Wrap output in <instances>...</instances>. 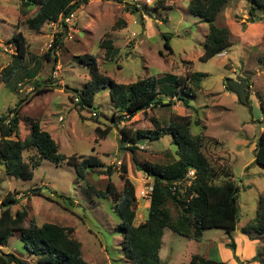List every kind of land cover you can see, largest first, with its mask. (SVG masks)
Here are the masks:
<instances>
[{
  "label": "rangeland",
  "instance_id": "rangeland-1",
  "mask_svg": "<svg viewBox=\"0 0 264 264\" xmlns=\"http://www.w3.org/2000/svg\"><path fill=\"white\" fill-rule=\"evenodd\" d=\"M192 1L164 0L159 5L158 0H90L76 11L73 38L62 41L51 53V59H47L52 28L45 24L40 31H35L27 24L38 6L26 8L22 7L21 0H0V39L8 42L21 31L30 44L22 66L8 81L4 80L5 68L14 64L17 52L0 48V115L10 113L21 99L32 101L23 104L18 137L14 138L25 140L31 134V121H38L66 157L96 156L103 162L102 167L89 169L82 179L66 160L56 164L40 159L36 149L25 150L24 160L40 161L34 177L24 180L8 175L5 165L0 164V204L8 192H18L21 201L12 211L28 209L25 226L34 220L39 225L54 223L72 228L71 236L81 242L83 258L89 264H133L122 249L121 219L114 211L113 200L97 196L90 185L105 190L109 166L117 191L123 190V175L129 177L136 188L135 223L139 224L148 216L154 180L138 169L137 162L166 164L177 157L171 135L157 140L142 138L135 152L131 151L128 149L131 145L120 139V129L124 126L133 132L153 130L154 119L164 124L173 113L191 114L195 122L199 121L191 126L192 133L205 136L203 151L216 172L215 182L231 177L240 187L239 226H245L257 216L260 199L264 200V165L252 162L255 154L251 148L264 126L258 98L264 94V11L256 9V16L261 17L251 22V4L247 0H230L218 14L217 23L230 28L234 45L203 61L209 25L189 13ZM135 5L140 8L139 12L133 11ZM164 33L172 35V50L165 47ZM105 39L112 40L119 48L116 55L110 53L106 57V49L101 47ZM83 56H94L99 71L119 83L157 77L165 99L170 97L163 89L166 85L170 84L169 93L176 90L171 86L175 81L172 76L184 77L189 71L204 72L208 76L202 79L201 89L191 99V108L176 99L171 106H158L125 117L124 110L117 109L112 102L108 86L95 95L93 108L82 110L74 103L78 96L75 90L84 89L91 79V65L81 60ZM243 80L249 85L247 89L241 85ZM18 83L21 84L17 86ZM229 83L235 88L239 85V93L226 89ZM38 88L48 90L40 96L36 93ZM181 89L178 91L183 96ZM97 126L102 131L110 127L111 131L104 138L96 131ZM241 140L251 143L247 146ZM38 187L43 189L32 190ZM181 187L185 189L183 184ZM168 208L176 217L177 207L169 202ZM226 235L229 234L225 228H206L200 240H195L167 228L160 248L162 264L186 263L194 254L207 251L213 240ZM0 248L22 258L28 255L20 233L13 234L7 246L0 244ZM219 262L220 258L215 259V264ZM27 264H39L38 257L29 254Z\"/></svg>",
  "mask_w": 264,
  "mask_h": 264
},
{
  "label": "trees",
  "instance_id": "trees-1",
  "mask_svg": "<svg viewBox=\"0 0 264 264\" xmlns=\"http://www.w3.org/2000/svg\"><path fill=\"white\" fill-rule=\"evenodd\" d=\"M90 0H21L22 7L38 6L34 16L27 19L30 29L40 31L42 27L50 22L58 21L62 16H68L79 10ZM164 0H158L162 4ZM230 0H193L189 7V13L200 17L209 25V32L205 37L203 61H208L220 53L229 50L234 45L233 34L227 25L217 23L218 14ZM251 7L249 14L251 22H255L256 9L264 11V0H247ZM133 11L139 12L140 8L135 5ZM54 38L52 45L45 57L51 59V53L55 51L62 40L59 36ZM165 47L172 50L170 41L171 34H163ZM8 43L15 44L17 53L14 64L5 69V81L12 75L25 60L30 44L21 31L13 35ZM101 47L106 49V57L110 53L115 55L120 51L112 40L105 39ZM1 48V47H0ZM83 62L89 63L91 79L82 90L76 89L75 95L80 98L82 110L94 107L95 95L103 88L109 87L110 97L117 109H123L125 117H133L140 112H146L158 106H171L176 99L191 108L190 101L196 97V91L202 87V79L208 74L200 71H189L184 77L172 76L175 81L176 90H171L166 85L163 89L170 97L162 98L159 85L161 80L155 76H148L128 84L116 82L108 75L99 71L97 60L94 56L82 57ZM227 80H232L227 78ZM233 81V80H232ZM230 82V81H229ZM247 89L248 84L241 82ZM181 87L183 96L178 88ZM239 85L233 87L229 83L226 89L239 93ZM48 89L38 88L37 95H42ZM239 96V95H238ZM260 108L264 114V94L258 96ZM31 98L21 99L10 113L0 115V164L5 165L6 173L24 180L34 177L35 167L40 161L32 158L27 162L24 160L23 152L28 149H36L40 159H48L56 164L67 161L75 167L77 175L85 179L89 169L103 166V162L96 156L85 157L71 155L66 157L60 153L59 145L51 136L49 131L42 128L38 121H31V134L22 140L18 137L20 112L25 102ZM239 101H242L240 96ZM73 100V97H72ZM199 124L192 119L191 114L180 115L173 113L168 122L161 124L154 119L155 129L137 130L133 132L126 126L120 129L121 140L131 145V151L135 152L137 144L142 138L157 140L165 135H171L173 143L176 144L177 157L166 164L144 162L138 163V169L145 171L153 178L152 192L150 197L149 213L143 222L136 224V188L133 181L123 175L124 187L121 192L116 190V185L111 179V166L106 170L108 183L105 190H98L90 185V190L102 198H111L113 208L121 222L119 229L122 232V249L125 256L133 264H162L160 248L162 246L165 230L171 229L179 234L200 240L202 232L206 228H225L229 234L230 241L227 246L235 253L236 244L232 233L239 223V194L240 187L231 177L222 182H215L216 172L211 161L203 151L205 136L203 133L193 134L191 126ZM97 132H101L105 138L111 128L101 130L97 126ZM255 164L264 165V129L260 132L255 149ZM195 170V178L191 186H186L182 191L173 192L174 183H184L187 172ZM38 187L33 191H41ZM18 192H8L0 204V244L7 246L9 238L20 233L28 253L38 257L39 264H89L83 258L82 244L71 234L72 228H65L59 224L44 223L37 224L34 220L28 226L24 225L29 211L27 208L12 211V207L20 203L21 198L17 197ZM169 202L177 209V216L174 217L168 208ZM251 239L264 238V200L260 199L257 216L248 222L241 229ZM235 258L239 264L258 262L264 264V245L257 249V254L249 261H242L236 254ZM0 264H27V261L13 252H5L0 249ZM183 264H215V260L194 254L191 259Z\"/></svg>",
  "mask_w": 264,
  "mask_h": 264
},
{
  "label": "crops",
  "instance_id": "crops-1",
  "mask_svg": "<svg viewBox=\"0 0 264 264\" xmlns=\"http://www.w3.org/2000/svg\"><path fill=\"white\" fill-rule=\"evenodd\" d=\"M19 84H21V83H18L17 86H19ZM29 89L32 90L33 88H29ZM28 91H30V90H28ZM235 98H236V96H235ZM263 129H264V126H262L260 128V132ZM240 142L244 143L247 146L251 143V142H249V140H241ZM256 146H257V140H256L255 144L251 147L254 150V154H255ZM254 160H255V157L253 158L252 162H254ZM243 226H239V223H238L236 230L233 231V233H232L233 238L235 239V243H236V252L235 253H233V251H231V249L226 246V244L230 241L228 235H226L223 239L213 240L212 244H209L208 250L207 251L204 250V252L202 253V256L207 257V258H211L213 260L220 258L221 263L219 262L217 264H239L235 259V254L238 255L239 258L243 261L251 260L256 255L257 248L259 246L264 245V238L251 239L248 235L242 233L241 229ZM0 249L3 250L2 248H0ZM21 255H23V254H21ZM23 258L26 259V261H27V259H29V253L27 256L23 255ZM161 260H162V258H161ZM248 264H259V263L258 262H252V263H248Z\"/></svg>",
  "mask_w": 264,
  "mask_h": 264
},
{
  "label": "built area",
  "instance_id": "built-area-1",
  "mask_svg": "<svg viewBox=\"0 0 264 264\" xmlns=\"http://www.w3.org/2000/svg\"><path fill=\"white\" fill-rule=\"evenodd\" d=\"M151 0H147V2H150ZM50 27L52 28V32H51V43L50 46L52 45L54 38L59 34H61L59 36L60 40L65 41V40H69L73 38V32L74 29L76 27V12L71 13L68 16H62L58 21H53L50 22ZM4 42H6V44H4ZM0 47L4 48V50L8 51H12V53H15V49L17 52V47L15 44H10L7 41H3L0 39ZM57 76V72H55V77ZM74 103L78 104L80 103V98L79 96L75 97L74 99ZM91 114L93 116H97V112L92 111ZM116 163L121 164L122 162L120 160H116ZM195 178V170L194 169H190L187 172V175L185 177V182L184 183H174L172 186V190L174 193H176L177 191H182V188H180V184H183L185 187L186 186H191L193 179ZM151 192H152V188H151Z\"/></svg>",
  "mask_w": 264,
  "mask_h": 264
},
{
  "label": "water",
  "instance_id": "water-1",
  "mask_svg": "<svg viewBox=\"0 0 264 264\" xmlns=\"http://www.w3.org/2000/svg\"><path fill=\"white\" fill-rule=\"evenodd\" d=\"M120 142V144H121V141H119ZM45 190H49V188H45Z\"/></svg>",
  "mask_w": 264,
  "mask_h": 264
},
{
  "label": "clouds",
  "instance_id": "clouds-1",
  "mask_svg": "<svg viewBox=\"0 0 264 264\" xmlns=\"http://www.w3.org/2000/svg\"><path fill=\"white\" fill-rule=\"evenodd\" d=\"M80 106V105H79Z\"/></svg>",
  "mask_w": 264,
  "mask_h": 264
}]
</instances>
